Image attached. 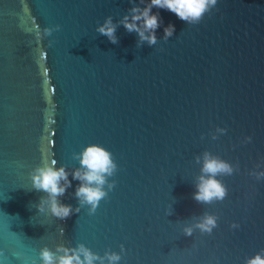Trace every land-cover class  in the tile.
Wrapping results in <instances>:
<instances>
[{"label":"water","instance_id":"1","mask_svg":"<svg viewBox=\"0 0 264 264\" xmlns=\"http://www.w3.org/2000/svg\"><path fill=\"white\" fill-rule=\"evenodd\" d=\"M149 2L0 0V264L81 245L93 264L264 258V0H209L198 21L153 8L151 46L120 23ZM109 17L115 44L97 31ZM93 145L115 169L91 211L72 174ZM206 153L232 173L215 176L222 200L198 203ZM53 161L72 184L57 197L65 220L32 185ZM208 216L211 232L197 227Z\"/></svg>","mask_w":264,"mask_h":264},{"label":"clouds","instance_id":"2","mask_svg":"<svg viewBox=\"0 0 264 264\" xmlns=\"http://www.w3.org/2000/svg\"><path fill=\"white\" fill-rule=\"evenodd\" d=\"M141 3H143V0H141ZM208 3L209 0H150L143 8L132 7L129 10L130 14L125 16L120 23L127 32H136L141 41H147L151 46L156 43L155 30L162 23L159 13H152L153 8L164 9L174 13L181 21H198L206 11ZM211 3L215 4V0H211ZM57 30H59V26H57ZM45 31L50 34L49 30L46 29ZM97 31L101 35L106 36L111 43H117L115 36L116 27L110 17ZM174 31L175 27L172 24L165 27V38L171 37ZM145 33L148 34L145 35ZM80 163L85 171L81 173V171L77 170L72 174L73 180L82 182L77 187L75 196L81 203L92 205L91 211H94L98 202L106 195L101 190V186L105 183L104 174L111 175L115 165L110 158V154L96 145L85 149ZM202 172L207 174L208 178L205 179L203 176L200 178L201 182L197 186L193 199L198 203H210L214 199L222 200L226 195V190L215 179V176L221 173L231 174V167L223 161L209 158L206 153ZM31 180L36 191H42L47 194L50 212L53 216L60 220H65L71 216V206L60 204L57 201V197L64 195L67 188L72 186L71 181H68V174L64 168L56 169L53 161L46 167L34 169ZM61 181L65 182V186H61ZM38 210L42 211L40 208ZM197 227L202 231L211 232V229L215 227V218L208 216ZM191 234V229L185 230V235L190 236ZM56 251L63 254L57 256L47 246L41 248L39 251L41 264H93L94 260L100 259L83 245L79 246L78 249L58 247ZM81 255L84 257L83 260L80 259ZM119 259L120 257L115 254L108 256L110 264H115ZM247 264H264V258L257 255L250 259Z\"/></svg>","mask_w":264,"mask_h":264}]
</instances>
